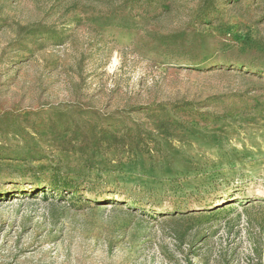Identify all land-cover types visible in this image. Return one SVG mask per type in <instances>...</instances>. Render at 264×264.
<instances>
[{
  "label": "rangeland",
  "instance_id": "1",
  "mask_svg": "<svg viewBox=\"0 0 264 264\" xmlns=\"http://www.w3.org/2000/svg\"><path fill=\"white\" fill-rule=\"evenodd\" d=\"M0 264H264V0H0Z\"/></svg>",
  "mask_w": 264,
  "mask_h": 264
},
{
  "label": "trees",
  "instance_id": "2",
  "mask_svg": "<svg viewBox=\"0 0 264 264\" xmlns=\"http://www.w3.org/2000/svg\"><path fill=\"white\" fill-rule=\"evenodd\" d=\"M134 1V4L138 5L143 0H132ZM210 17V16H209ZM213 16H211L212 18ZM206 19L205 17L200 18V23ZM214 19V18H212ZM99 141L105 145L107 149L114 148L118 149L119 147H125L127 151H130L133 149V146H131L128 142H126V138L124 135L116 136V135H110L106 136L105 134H102L99 138ZM134 147H139V150L142 152H149V148L144 146H139V141L136 142V145ZM37 183L40 185L41 183H46L44 180H37ZM47 183L50 185L52 189H55L56 191H67L71 194L79 192V189L71 182H68L66 180H58L56 177L52 176Z\"/></svg>",
  "mask_w": 264,
  "mask_h": 264
}]
</instances>
